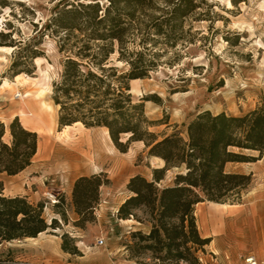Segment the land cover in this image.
<instances>
[{
  "label": "rangeland",
  "instance_id": "374dc122",
  "mask_svg": "<svg viewBox=\"0 0 264 264\" xmlns=\"http://www.w3.org/2000/svg\"><path fill=\"white\" fill-rule=\"evenodd\" d=\"M95 2L101 6L108 4V0H0V31L12 32L11 39L22 42L37 38L40 42L37 48L43 53L33 61L34 74L14 77L9 69L18 49L0 46L12 48L0 52V113L6 118L26 108L28 119H21L37 131L40 145V153L28 171L16 177L0 174V183L6 196H26L34 204L43 202L48 223L58 219L61 225L60 229L50 228L35 240L4 242L0 246L1 259L12 257L24 264H138L130 259L126 244L131 242L132 232L148 233L150 225H141L133 219L122 222L117 213L131 195L127 189L130 179L142 175L152 180L154 168L163 167L164 162L154 165L160 161L149 157L143 142H132L128 152L122 153L108 138L105 128L77 125L60 129L59 106L53 100L54 84L61 78L67 55L59 51L60 37L51 35L49 20L68 4ZM195 2L204 16L186 22V39L179 41L175 49L161 41L156 50L167 52L158 69L147 78L130 83L136 101L149 99L144 104L145 115L159 123L149 131L159 138L175 130L185 131L190 120L203 111L242 116L264 104V0ZM132 41L128 40V45L136 49L139 38L136 37V45ZM117 49L116 44L111 64L127 72L129 66L118 61ZM18 93L23 97L16 99ZM12 121L4 123L9 125ZM128 138L129 135H122L121 142L126 143ZM233 151L250 162L234 163L235 169L226 171L251 176V180L238 193L230 195L225 204L210 202L203 196L197 219L201 233L211 234L212 241L198 253L200 264H245L246 256L264 251V234L259 224L264 219V156L248 150ZM81 170L103 173L108 180L101 188L94 221L83 228L74 225L78 215L72 193L71 198L67 195L69 176ZM178 171V168L169 170L161 185H171ZM51 196L56 197L55 204ZM61 198L65 204L56 208ZM216 204L241 205L238 210L242 212L232 215L234 207ZM61 211L66 214L65 221L59 214ZM138 214L144 217L142 212ZM63 234L75 238L80 254L63 251ZM100 239L105 241L102 247L97 245ZM150 257L147 255L145 261L152 262Z\"/></svg>",
  "mask_w": 264,
  "mask_h": 264
},
{
  "label": "trees",
  "instance_id": "16d2710c",
  "mask_svg": "<svg viewBox=\"0 0 264 264\" xmlns=\"http://www.w3.org/2000/svg\"><path fill=\"white\" fill-rule=\"evenodd\" d=\"M199 8L195 0H108L106 6L99 2L68 4L56 11L47 25L51 35L60 37L59 51L67 55L53 91L54 104L59 106V128L76 123L87 129L105 128L122 153L128 152L132 142H143L149 157L164 162L163 167L154 168L152 180L142 175L130 179L127 189L131 195L117 213L121 220L150 225L148 233L132 232L131 242L126 244L130 259L138 264H200L198 253L212 239L204 237L199 229L197 205L204 202L203 196L210 202L225 204L230 195L249 184L251 176L226 171L228 163L250 162L233 149L264 156V104L242 116L203 111L190 120L185 131L175 130L159 138L149 131L159 124L145 115L144 104L149 99L136 101L131 93L133 80L145 79L158 69L167 52L156 50L161 41L175 49L179 41L186 39V22L204 16ZM12 36V32L0 31V46L18 49L9 73L14 77L34 74L33 61L43 56L37 48L40 42L37 38L17 41ZM136 37L139 42L136 49H131L128 40L135 43ZM116 44L118 61L129 66L127 72L111 64ZM122 135H129L126 143L121 142ZM38 147V134L26 129L19 117L9 125L0 120V174L15 176L23 172L32 165ZM174 168L179 171L173 183L162 186L166 173ZM107 183L103 173L82 176L74 182L76 227L83 228L94 221L101 188ZM64 204L61 198L55 207ZM44 211L43 202L34 204L26 196H6L0 183V246L35 239L50 228L60 229L58 219L49 224ZM59 214L65 221V212ZM62 238L64 252L80 254L75 238L68 234ZM147 255H151L152 262L145 261ZM0 264L24 263L8 257L0 258Z\"/></svg>",
  "mask_w": 264,
  "mask_h": 264
},
{
  "label": "crops",
  "instance_id": "0c3cea01",
  "mask_svg": "<svg viewBox=\"0 0 264 264\" xmlns=\"http://www.w3.org/2000/svg\"><path fill=\"white\" fill-rule=\"evenodd\" d=\"M23 110H25V111H27V109L26 108H22ZM21 109V110H22ZM20 111V110H19ZM15 117H19V119H20V121H21V123H22V125L26 128V129H28V130H30V131H33V132H36L37 133V131L36 130H34L32 127H30L29 125H26V122H24L22 119H21V117L22 116H20V114H19V112H17V113H14V114H12V115H7L6 116V118H4V117H2V115H1V113H0V120L1 121H3V122H5V121H12ZM23 118H25V119H28V116L27 117H23ZM29 123V122H28ZM39 153H40V145H39V147H38V152H37V154H36V156L34 157V159H33V163H34V160L36 159V157H38V155H39ZM155 160H158V159H156V158H154ZM158 161H160V162H155V164L154 165H161V161L162 160H158ZM33 163H32V165L31 166H29L27 169H25L23 172H21L20 174H22V173H24V172H26V171H28V169H30V167H32L33 166ZM234 163H228L227 165H226V169L228 170V171H232V170H234L235 168H234ZM80 167H82V166H80ZM83 168V167H82ZM84 170V169H83ZM83 170H81V171H79L78 173H76V174H74V175H70L69 176V179H71L70 181H69V184L67 185V195H69L70 196V198H71V193H72V188H73V185H74V182L79 178V177H82V176H89V175H92L93 173H95V172H89V171H87V170H85V171H83ZM19 175V174H18ZM18 175H15V176H9V177H16V176H18ZM66 178L68 177V176H65ZM58 179V178H57ZM57 179H55L54 181H57ZM70 201H71V199H70ZM124 202V201H123ZM122 202V203H123ZM203 203H201V204H198L197 205V213H196V216H197V214H198V212L200 211V207H201V205H202ZM229 207H234L233 208V211H235V214H232V215H236V214H239V213H241L242 212V210H238V209H241V207H243V206H241V205H239V206H236V205H229ZM244 209V208H243ZM73 211V210H72ZM235 217V216H234ZM122 222H132L131 220H121ZM259 224L261 225V227H262V233L264 234V219L262 218L260 221H259ZM199 225V229H200V231H201V228H200V223L198 224ZM204 237H207V238H211V234L210 235H203ZM40 237V236H39ZM35 239H37V238H35ZM263 241H264V239H263ZM262 249H264V242L262 243ZM256 257H258L259 259H263L264 258V251H257L256 252Z\"/></svg>",
  "mask_w": 264,
  "mask_h": 264
},
{
  "label": "built area",
  "instance_id": "2783aa9c",
  "mask_svg": "<svg viewBox=\"0 0 264 264\" xmlns=\"http://www.w3.org/2000/svg\"><path fill=\"white\" fill-rule=\"evenodd\" d=\"M15 97H16V99H20V98L23 97V95L21 93H18V94H16ZM50 199H52L51 201H52L53 204H55L57 202L56 201V197H54V196H51ZM104 244H105V241L103 239H100L98 241V244L97 245L100 246V247H102V246H104ZM244 262H245V264H264V260L259 259V258H257L254 255H248V256H246L245 259H244Z\"/></svg>",
  "mask_w": 264,
  "mask_h": 264
},
{
  "label": "bare ground",
  "instance_id": "6f19581e",
  "mask_svg": "<svg viewBox=\"0 0 264 264\" xmlns=\"http://www.w3.org/2000/svg\"><path fill=\"white\" fill-rule=\"evenodd\" d=\"M12 50V48H4V47H0V52L1 53H3V52H8V51H11ZM17 79V78H16ZM28 79V78H27ZM25 83H28V81H26ZM7 86H9L8 85V83H7ZM19 114H20V116H22V117H27L28 116V113H27V111H25V110H20L19 111ZM77 125H81V126H83L81 123H76V124H74L73 126H77ZM73 126H67L66 127V129H69V128H71V127H73ZM106 133L108 134V138L110 139V136H109V133H108V130H106ZM159 160V159H158ZM161 162H163V161H161ZM216 205H218V206H227V207H229L228 205H220V204H216ZM42 235V234H41ZM27 240V239H26ZM29 240H35V239H29Z\"/></svg>",
  "mask_w": 264,
  "mask_h": 264
}]
</instances>
